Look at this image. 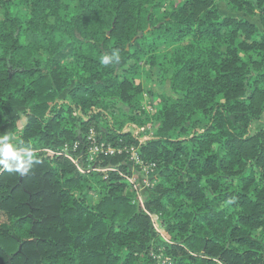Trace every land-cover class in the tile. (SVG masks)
Here are the masks:
<instances>
[{
    "label": "trees",
    "instance_id": "trees-1",
    "mask_svg": "<svg viewBox=\"0 0 264 264\" xmlns=\"http://www.w3.org/2000/svg\"><path fill=\"white\" fill-rule=\"evenodd\" d=\"M226 1L261 26L217 0H0V127L25 109L15 144L37 152L28 173L0 166V264H264V0ZM145 71L165 87L153 115ZM92 129L156 164L145 206L172 244L126 153L100 157L107 173L49 155L87 153Z\"/></svg>",
    "mask_w": 264,
    "mask_h": 264
},
{
    "label": "built area",
    "instance_id": "built-area-1",
    "mask_svg": "<svg viewBox=\"0 0 264 264\" xmlns=\"http://www.w3.org/2000/svg\"><path fill=\"white\" fill-rule=\"evenodd\" d=\"M134 133L137 134L138 130L144 131L143 128L134 127ZM88 141V150L87 153H78L76 156L70 153L69 146L66 145L64 149L60 152H54L49 150V155H65L74 163L77 169L82 172L86 173L89 171H101L107 173L110 170H113L110 166L103 167L101 166V156H115V155H122L126 153L129 156V159L134 162L132 167L131 174H122L134 187L136 193L135 201L137 204L143 209V211L149 215L152 221V227L154 231L157 233L159 239L166 244H172V241L167 237L164 227L158 221L157 217L153 215L145 206L146 197L149 195L151 190L155 187V179L153 178V173L156 169L155 163H146L144 160L141 159L138 153V147L135 146H125V147H114L111 143L100 142L97 138L96 132L92 129L88 136L86 137ZM147 138H141L140 142H145ZM79 148V142H76L72 150L77 151ZM86 158L87 165L84 164V158ZM161 251V249L159 250ZM154 258L158 260L159 264H167L170 263V258L164 256L163 253L154 255Z\"/></svg>",
    "mask_w": 264,
    "mask_h": 264
},
{
    "label": "clouds",
    "instance_id": "clouds-1",
    "mask_svg": "<svg viewBox=\"0 0 264 264\" xmlns=\"http://www.w3.org/2000/svg\"><path fill=\"white\" fill-rule=\"evenodd\" d=\"M120 61L119 50H113L111 54L100 58V63L104 66L119 64ZM12 139L8 134L0 136V166L8 172L28 173L37 160V152L31 145L20 146L11 142Z\"/></svg>",
    "mask_w": 264,
    "mask_h": 264
},
{
    "label": "rangeland",
    "instance_id": "rangeland-1",
    "mask_svg": "<svg viewBox=\"0 0 264 264\" xmlns=\"http://www.w3.org/2000/svg\"><path fill=\"white\" fill-rule=\"evenodd\" d=\"M9 2H17L18 0H7ZM217 4H218V7H219V10L221 12L222 15H226V16H230V15H233V16H244L248 21L250 22H253V23H256L257 25L261 26L260 24V21L258 18L256 17H250L248 15H243V14H238L236 12H233L230 8V6L228 5L227 1L226 0H217ZM26 9V7H25ZM146 72V71H145ZM148 75V73L146 72L145 74L142 73L141 75H139L137 77V84L139 86H141L144 90L141 94V107L144 111H146L148 114L150 115H153L155 112H156V107H157V103L156 101L153 100V97H151V94L149 93V86L152 85L153 86V89L154 91H157V92H163L165 87L164 86H159L156 84V80H150L149 78H146ZM148 79V80H147ZM153 83V84H151ZM68 95V92L67 90H64L63 93L61 94V101L63 99H65ZM118 108V107H117ZM119 109V108H118ZM16 113H18L19 115H11V119L13 120L14 117H16V122L17 123H26V116L24 115V111L25 109L21 108V109H15ZM14 116V117H13ZM10 123V122H8ZM153 123V122H152ZM156 124V123H155ZM154 125V123H153ZM151 123L146 125L145 127H140V128H143L144 131L142 132V130H138L137 131V134L139 136V139L141 138H147V136H152V132L149 133V130L154 128ZM157 125V124H156ZM21 128V126H20ZM127 128V127H126ZM159 221V219H158ZM161 223V221H159ZM168 237V236H167ZM169 238V237H168ZM170 239V238H169Z\"/></svg>",
    "mask_w": 264,
    "mask_h": 264
},
{
    "label": "crops",
    "instance_id": "crops-1",
    "mask_svg": "<svg viewBox=\"0 0 264 264\" xmlns=\"http://www.w3.org/2000/svg\"><path fill=\"white\" fill-rule=\"evenodd\" d=\"M13 115H19L18 113H16V111L13 112ZM14 117V116H13ZM13 120H16V117H14ZM25 125L22 124V123H18V124H13L12 122L10 123H6V124H3L1 127H0V136L2 135H5V134H8L10 135L13 139L11 142L15 143L17 137H18V132L21 131L22 127ZM21 126V128H20Z\"/></svg>",
    "mask_w": 264,
    "mask_h": 264
},
{
    "label": "water",
    "instance_id": "water-1",
    "mask_svg": "<svg viewBox=\"0 0 264 264\" xmlns=\"http://www.w3.org/2000/svg\"><path fill=\"white\" fill-rule=\"evenodd\" d=\"M21 250V247L19 248V251ZM10 259V261H11V257L9 258Z\"/></svg>",
    "mask_w": 264,
    "mask_h": 264
}]
</instances>
